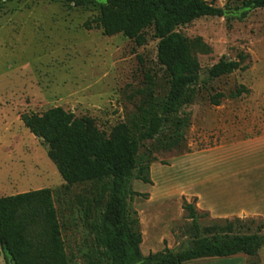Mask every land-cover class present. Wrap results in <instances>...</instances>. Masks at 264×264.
Segmentation results:
<instances>
[{
    "label": "rangeland",
    "instance_id": "obj_1",
    "mask_svg": "<svg viewBox=\"0 0 264 264\" xmlns=\"http://www.w3.org/2000/svg\"><path fill=\"white\" fill-rule=\"evenodd\" d=\"M210 2L211 0H206ZM242 0H215V5L237 7ZM98 10L72 8L59 0H0V197L48 188L61 226L67 256L85 263L92 235L79 199L90 197L88 185L68 187L48 158L47 146L22 121L23 114L40 115L61 107L76 118H88L109 135L135 111L149 78L154 95L161 98L168 89L164 69L156 59L158 40L147 30L146 42L137 46L121 34L105 36L96 28ZM90 21L92 28L83 27ZM188 38L201 37L212 52L198 55L203 82L194 102L183 108L189 115L184 139L175 147L153 150L147 142L141 153L154 151L149 167L151 184L131 180L128 206L139 219L143 257L164 248L179 252L193 242L194 228L183 201L204 213L202 229L223 226L206 210H199L193 196V167L209 148L239 139H254L264 133V9L251 11L243 20L203 17L179 26ZM247 55L248 69L213 80L207 71L221 57L236 60ZM247 92L232 98L239 87ZM225 95L218 106L210 98ZM255 163V152L247 153ZM230 171L238 164L229 163ZM225 165L217 169L218 180L226 182ZM228 178L231 189L236 185ZM209 185H206V189ZM84 200V199H82ZM234 219L228 220L233 221ZM245 221V220H241ZM255 225H251L254 227ZM258 264L243 254L233 264ZM204 264L190 262L186 264ZM0 264H8L0 248Z\"/></svg>",
    "mask_w": 264,
    "mask_h": 264
},
{
    "label": "trees",
    "instance_id": "obj_2",
    "mask_svg": "<svg viewBox=\"0 0 264 264\" xmlns=\"http://www.w3.org/2000/svg\"><path fill=\"white\" fill-rule=\"evenodd\" d=\"M82 10H98L95 27L103 35L118 34L137 46L146 42L147 30L158 40L156 59L164 69L168 89L158 98L149 78L146 90L126 122L117 124L109 135L100 132L88 118H76L61 107L44 113L23 114V125L47 146L48 158L68 187L88 185L90 197L79 199L92 235L91 249L84 264H186L197 260L228 258L243 254L258 259L264 246L259 221L225 220L223 226L201 228L193 203L183 201L194 228L193 242L185 250L161 252L143 257L139 219L128 206V196H142L130 190L131 180L151 184L149 167L155 161L152 150L141 149L147 142L159 149H171L184 139L189 115L183 108L197 95L201 66L198 55H209L211 47L201 37L188 38L177 32L203 17L243 20L254 10L264 9V0H242L235 7H223L215 0H59ZM91 29L90 21L83 25ZM247 55L236 60L221 57L207 71L213 80L244 71ZM247 92L241 86L230 97ZM225 95L210 98L218 106ZM251 225H255L251 227ZM0 248L5 261L13 264H76L67 256L61 226L48 188L0 197Z\"/></svg>",
    "mask_w": 264,
    "mask_h": 264
},
{
    "label": "crops",
    "instance_id": "obj_3",
    "mask_svg": "<svg viewBox=\"0 0 264 264\" xmlns=\"http://www.w3.org/2000/svg\"><path fill=\"white\" fill-rule=\"evenodd\" d=\"M249 152L256 153L253 165L247 162ZM229 163L238 164V167L230 171ZM223 165L224 184L218 180L217 171ZM229 177L234 179L233 189L229 187ZM193 185L199 210L208 211L215 219L259 221L264 235V133L254 139H239L209 148V155L199 156L194 161ZM206 185H209L207 189ZM233 258L235 256L193 262L233 264ZM258 264H264V246L258 251Z\"/></svg>",
    "mask_w": 264,
    "mask_h": 264
},
{
    "label": "water",
    "instance_id": "obj_4",
    "mask_svg": "<svg viewBox=\"0 0 264 264\" xmlns=\"http://www.w3.org/2000/svg\"><path fill=\"white\" fill-rule=\"evenodd\" d=\"M202 75H200V78H201ZM8 264H13L12 261H9Z\"/></svg>",
    "mask_w": 264,
    "mask_h": 264
}]
</instances>
